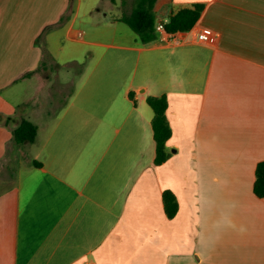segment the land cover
Wrapping results in <instances>:
<instances>
[{
    "label": "crops",
    "instance_id": "obj_1",
    "mask_svg": "<svg viewBox=\"0 0 264 264\" xmlns=\"http://www.w3.org/2000/svg\"><path fill=\"white\" fill-rule=\"evenodd\" d=\"M135 3L0 0V264H264V0H156V26L204 11L148 44L122 21Z\"/></svg>",
    "mask_w": 264,
    "mask_h": 264
},
{
    "label": "trees",
    "instance_id": "obj_2",
    "mask_svg": "<svg viewBox=\"0 0 264 264\" xmlns=\"http://www.w3.org/2000/svg\"><path fill=\"white\" fill-rule=\"evenodd\" d=\"M156 0H136L134 9L128 17L122 21L128 25L138 36L143 44H148L158 38L156 31V17L154 5ZM204 11V5L196 4L192 8H184L171 15L165 23V31L169 34H185L190 32L199 21ZM147 103L153 110L152 129L156 144L154 163L159 166L167 162L170 152L167 143L172 137V129L167 118L168 99L165 95L160 97L150 96ZM38 128L33 123L22 120L20 126L13 131V140L17 145L34 143ZM254 194L258 198H264V163H260L256 169V181ZM164 209L169 219L178 213V203L175 195L166 191L163 194Z\"/></svg>",
    "mask_w": 264,
    "mask_h": 264
},
{
    "label": "rangeland",
    "instance_id": "obj_3",
    "mask_svg": "<svg viewBox=\"0 0 264 264\" xmlns=\"http://www.w3.org/2000/svg\"><path fill=\"white\" fill-rule=\"evenodd\" d=\"M161 1L165 2L166 0H161ZM31 87H32L31 84L30 85H22V86L16 87L15 89L12 88L13 90H11V91H17V93L19 92V94H22V95L26 96V95L30 94L32 91H34V89L36 87V84H35L34 88L31 89Z\"/></svg>",
    "mask_w": 264,
    "mask_h": 264
},
{
    "label": "built area",
    "instance_id": "obj_4",
    "mask_svg": "<svg viewBox=\"0 0 264 264\" xmlns=\"http://www.w3.org/2000/svg\"><path fill=\"white\" fill-rule=\"evenodd\" d=\"M166 23V22H165ZM165 23H160L156 26V31L159 32V33H163L165 32ZM198 39L203 41V40H207V36L205 34H200L198 36Z\"/></svg>",
    "mask_w": 264,
    "mask_h": 264
}]
</instances>
